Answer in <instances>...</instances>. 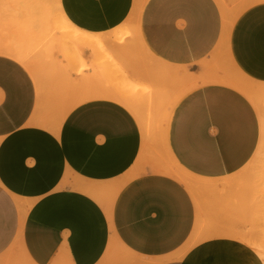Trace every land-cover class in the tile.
I'll return each mask as SVG.
<instances>
[{"label":"crops","instance_id":"obj_1","mask_svg":"<svg viewBox=\"0 0 264 264\" xmlns=\"http://www.w3.org/2000/svg\"><path fill=\"white\" fill-rule=\"evenodd\" d=\"M134 1L60 0V7L78 29L107 37ZM222 28L217 0H146L139 35L148 58L117 59L163 103L182 83L167 78V67L189 72V81L207 66L217 70ZM228 53L240 72L264 83V1L238 15ZM84 58L88 68L69 76L64 100L77 104L55 129L46 116L50 99L40 101L30 72L0 54V264H263L252 247L228 236L208 237L183 254L198 222L192 194L151 168L159 163L157 140L145 142L136 115L101 95L116 87L105 85L90 54ZM259 141L256 108L221 83L189 88L168 115L167 150L198 177L236 174ZM122 255L139 262L120 263Z\"/></svg>","mask_w":264,"mask_h":264},{"label":"bare ground","instance_id":"obj_2","mask_svg":"<svg viewBox=\"0 0 264 264\" xmlns=\"http://www.w3.org/2000/svg\"><path fill=\"white\" fill-rule=\"evenodd\" d=\"M145 1L146 0H135L132 11L129 14L128 18L126 19V21L124 22V24L114 29L109 36L102 37L85 32L74 26L67 19V17L61 10L60 0H21L20 5H22L21 6L22 9L17 8V12L14 14V16L16 15L15 19H17V20L14 19L16 21L15 22L16 25L14 24L15 28H13L9 36L6 35V33H3L5 31L2 32L4 35H6L3 36L9 38L10 40H6V42L3 41L0 42V54L6 55L18 61L30 72V74L33 76L37 84L38 93L40 97L39 99L41 101L43 98L42 88L40 85L41 67L39 66L38 63L39 58H36L34 56V53L36 52L35 51L36 47H34V45L32 47L31 44H34L33 40L38 39V37L39 38L44 36L46 37L52 32L53 35L62 34V36L66 39L63 38L64 41H62V45H64V47L60 49H62L63 51L61 53H63V57L65 56L64 57L65 60L67 59L70 62L73 56L78 54L79 58H81L82 61L85 63L83 64L88 66V63L85 61L84 55L85 53L90 54L93 60L96 61L97 65L101 67L105 85L108 87H116V91L111 93L109 91H106L103 92L101 95L113 98L121 102L136 115L142 127L145 142H147L150 139L157 140L159 150L157 152L156 149V152L158 153V157L159 156L160 157L158 158L159 163H155L154 165H152L151 168L153 170L161 173H165L167 175L176 178L194 195H197L198 191H219V190L228 189L230 188L231 185L238 183V180L240 179L241 176L238 177L236 176V174H234L226 178L213 180V179L192 175L176 163V161L172 158V156L167 150L166 124L172 105L182 93L187 91L189 88L199 85L209 84V83H221L233 87L236 90L240 91L242 94H244L254 105V107L261 106L262 100L264 99V83L255 82L250 78H248L247 76H245L242 72H240V70L237 68L234 61L232 60L230 54L227 53L226 51H228V39H229L230 30L238 15L247 6L255 2L264 1V0H249L248 3L242 5V7L238 8V10H236L233 14L226 8L224 4V0H217V2L219 3L222 9V15H223V28H222V33H221L220 42L218 44V48L225 50L227 49L225 51L226 52L225 54H228L227 58L230 64V68L234 70V71L232 70V72H235V75H231V73L228 74L225 71L221 72L222 69L219 67H217V70L221 69V71L214 70L213 68L211 67L209 68L207 66L206 70H203L204 73L203 72L201 74L199 73L200 75H196L197 78L195 80L192 81L191 79L189 81L187 80V78L190 76L189 72L184 71L182 74H180L177 72L178 70L176 71V69L175 70L171 68L169 69L167 67L166 76L168 79L182 80L181 84L183 83L186 84L183 87V89H181L180 93L175 98L169 101L165 110L161 109L158 106V104L160 105L161 103H155L153 101L154 99L152 98V96H150V89L148 87L140 84H136L134 79L128 76L125 64H122V62L119 59H117L118 55L123 56L125 54L126 57L131 56L133 59L145 63L148 58V51L146 50L139 35L140 12ZM18 2L16 4H18ZM15 7L16 6L14 5V8ZM125 34L127 35L124 36ZM3 36L0 35V37ZM53 37L49 38V42L50 39H53ZM66 42H73L78 45V49L76 53L69 54V49L65 46L67 44ZM111 43L115 44V50H111V47L109 46V44ZM47 45L46 43H44L40 47V49H38V51L41 52L46 49L49 52V50H51L52 48L51 47L52 44H49L50 46ZM55 49H57V46L56 48L52 49L53 53ZM41 54H39V56ZM52 59H54L53 61H55L56 56H54V58ZM114 59H117V61L120 62L121 66L124 69V73L121 71L122 73L120 74L118 73L116 75L114 72H111L113 67L110 68L108 64L109 62L107 63V61L111 60L112 62ZM111 65L113 66V64ZM88 78H90V76ZM76 104L77 102L71 103L70 105H64L61 107V109L60 107L57 108V111L59 112L54 114L55 116H53L54 118L49 125L55 127L56 129L57 125H60L59 123H61V121L66 116V114ZM156 110L159 112L157 116H154L152 112ZM154 118H156V121H154ZM262 121L264 126V120ZM150 125H152L151 126L152 130L150 129ZM255 152L256 153H254L253 155L254 157L252 161L248 162L243 168L248 169L250 167L251 162H253L256 158H258V156L261 155L263 156L262 161L257 168L258 170L257 174L255 173L257 175V178L260 179L259 181L261 182L260 183L261 187L263 186L262 187L263 189L261 191L262 195L261 194L257 195L256 192H254L258 186L256 187L254 186V191L251 190L254 192V194H256L257 197L261 195L259 197L260 199L261 198L263 199L264 198V129H262L261 141ZM165 158L168 163L165 162ZM257 193H259V191H257ZM237 195L239 197V194ZM261 203L260 205H262ZM257 205L258 204L253 203L251 207L255 206L256 208L257 207L259 208L260 205L259 206ZM260 208L262 209V207ZM260 208L258 210H260ZM118 260L120 263L139 262V259L128 255H122L118 258Z\"/></svg>","mask_w":264,"mask_h":264},{"label":"rangeland","instance_id":"obj_3","mask_svg":"<svg viewBox=\"0 0 264 264\" xmlns=\"http://www.w3.org/2000/svg\"><path fill=\"white\" fill-rule=\"evenodd\" d=\"M18 1L0 0V35L2 36L4 35L3 33H6V35L9 36L13 28H15L14 24L16 22L15 20L17 19H15L16 15L14 16V14L17 12V8H21L22 6L20 5L21 0ZM248 1L249 0H224V4L226 8L233 14L236 10H238V8L242 7V5L248 3ZM17 2L18 4H16ZM14 5L16 6L15 8ZM17 5L20 6L18 7ZM52 33H50L46 37H38V39L33 40L34 44H31L32 47L33 45L34 47H36V52L34 51V56L36 58H39L38 63L41 67L40 85L42 88L43 98H45L46 100L50 99V103H47L46 105V116H54L57 111V108L60 107L61 109V107L64 105H70V103L64 102L67 95L66 87L69 82V76L72 73L81 72L88 68L87 65H84L85 63L82 61V59L79 58L78 54L74 55L70 62L67 59L65 60V56L63 57V53H61L63 51L60 48L64 47V45H62V41H64V39L66 38H64L62 34L53 35ZM127 34H125L124 36H126ZM4 36L0 37V42H6V40H10L9 38ZM50 37H53V39H50L49 42ZM44 43H46V45L52 44V48L51 50H49V52L46 49L41 52L38 51V49H40V47ZM66 43L67 44L65 46L69 49V54L76 53L78 45L73 42ZM56 46L57 49H55L54 54L52 49L56 48ZM218 49V51H215L213 57L216 60V66L222 69V71L220 69L221 72L225 71L228 74L231 73V75H235V72H232L233 69L230 68V64L227 58L228 54H225L226 52L228 53V51H226L227 49ZM39 54H41V57L39 56ZM54 56H56L55 61H53L54 59H52L54 58ZM107 63L109 64L110 68L113 67L111 72H114L116 75L118 73H124V69L121 66L120 62L117 61V59H114L112 62L111 60L107 61ZM111 64H113V66ZM185 84L186 83H180L179 86L177 85V87H175L176 89L171 92V94L167 95L166 102H163L160 105L158 104V106L161 109L165 110L169 101L175 98L180 93L181 89H183ZM48 89L52 91V95L47 94ZM255 108L258 112L260 119L261 141L262 129H264L262 121L264 120V99L262 100L261 106H255ZM52 109H54L55 111H52ZM158 112L159 111L156 110L152 113L154 116H157ZM154 121H156V118H154ZM151 126L152 125H150V129L152 130ZM253 157L254 156H252V158L248 162L252 161ZM262 157V155L258 156V158L251 162L250 167L248 169L243 168L238 171L236 173V176H241L238 180V183L231 185L228 189L219 191H198L197 195H194L190 191L197 205L198 222L196 230L192 235V238L183 249V254H185L186 251L189 250L192 246L208 237L228 236L239 239L245 244L252 247L260 256V258L262 259V263L264 264V198H261V200L259 197L262 195L261 191L263 189V186L261 187V182L259 181L260 179L257 178L256 175L258 171L257 168L262 161ZM165 162H167L166 158ZM255 175L257 179L255 178ZM254 186H258L255 191ZM251 190L256 192L257 195H261L257 197L256 194H254V192ZM256 190L259 191V193H257ZM237 194H239V197ZM256 200H258L260 203L262 202V205H260V203ZM253 203L258 204L257 206L260 205L259 208L262 207V209L260 208V210H258L259 208L257 207V209L254 206L257 209L256 210L254 207H251Z\"/></svg>","mask_w":264,"mask_h":264}]
</instances>
